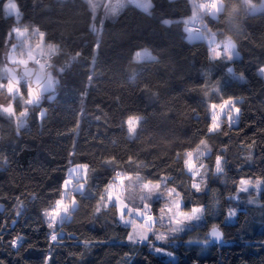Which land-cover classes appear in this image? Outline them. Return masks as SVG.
Here are the masks:
<instances>
[{"label": "trees", "instance_id": "trees-1", "mask_svg": "<svg viewBox=\"0 0 264 264\" xmlns=\"http://www.w3.org/2000/svg\"><path fill=\"white\" fill-rule=\"evenodd\" d=\"M7 1L0 0V82L7 80L5 54L9 40L17 39L9 37L14 28L39 29L45 44L58 50L46 71L55 78V93L27 106L22 127L0 113V264H264V183L254 197L259 206L239 192L241 180L264 181V12L249 14L241 0H223L218 17L203 15L204 30L235 45L238 58L227 61L212 60L205 41L188 40L185 20L201 0H150L148 10L133 1L114 20L102 9L95 16L87 0H15L18 17L6 14ZM142 49L156 59L134 62ZM19 89L27 99L26 88ZM229 98L240 108L231 126L227 109L221 114L219 108ZM209 104L217 105L216 133H208ZM13 106L16 115L25 107L21 99ZM129 117L141 118L133 136ZM202 139L211 152L204 158L207 190L199 192L183 161ZM216 155L225 161L221 174L214 172ZM81 164L89 166L84 194L74 192L76 205L56 227L54 242L43 213L61 199L69 166ZM121 172L153 182L166 177L185 211L203 208L202 224L173 239L179 245L159 246L176 260L128 242L130 228L112 205L95 213ZM229 210L236 213L232 222ZM213 227L222 233L220 243L209 237ZM196 235L211 240L205 251L189 245ZM18 236L23 240L13 248Z\"/></svg>", "mask_w": 264, "mask_h": 264}, {"label": "snow or ice", "instance_id": "snow-or-ice-1", "mask_svg": "<svg viewBox=\"0 0 264 264\" xmlns=\"http://www.w3.org/2000/svg\"><path fill=\"white\" fill-rule=\"evenodd\" d=\"M241 4L245 11L264 12V0H261L259 7H257V5L253 3V0H241ZM148 6L151 7L150 4ZM239 6L240 5H237V7H234L233 12H238ZM91 7L93 10H95L96 5L93 4L91 5ZM117 7H119V5ZM197 7L201 9L210 8L212 10L213 15H215V13L217 12L225 11L223 0H211V3L209 4H201V5H198ZM6 8L8 10V14L15 12L16 15L19 16L17 5L14 2H12V0H9V3L6 5ZM115 10H116L115 8H110V11L115 12ZM196 19H197V16H196V13L194 12L193 16L191 17V20L186 21L185 23L193 22ZM162 23L167 25V24H170L171 21L162 20ZM186 30L189 32L192 31L191 29H186ZM27 31H28L27 28H24L23 32H21V29L18 27L14 28L12 32L9 33V37L12 36V33L23 35V33H26ZM34 34H38L41 41H43L44 35H45L43 32H40L39 29H35ZM207 38L209 39L210 42H213V43L215 42V34L211 33L210 30H209V34ZM37 47H39V45H37ZM98 47L99 45L97 44V48ZM218 47L219 45H216L213 48V51L216 57L220 56V53L216 51V48ZM224 47H225L226 53H229L226 56V58L231 59L232 57H231L230 52L232 49H234L235 45L232 43L230 38L224 42ZM48 49L53 52L58 50L57 47L52 44L48 45ZM14 51H15V46H12V52ZM144 55H150V54L147 53V51L145 50L144 53L137 52L134 58L136 60H140L143 58ZM8 58L14 64L19 63V64L26 65L25 60L17 61L13 55H9ZM28 58L33 59L31 50H29L28 52ZM151 59L155 60L156 57H151ZM35 62L39 64L40 67H39V71L35 75V88L33 87L32 80L28 79L27 99H23V93L20 91L19 87H17L16 85L19 84V79L31 78L33 75L32 71L26 68L23 75L18 79L14 69H9L7 67L3 69V72L7 75V80L6 82H0V89L5 90L7 96L9 97L10 102L7 105H0V113L6 114L10 117H14L16 113L13 108L12 101L16 100L17 98H21L22 103L24 105H37L38 106L39 101H40L41 85L43 84V89H42L43 91H48L52 89L53 80L50 74H47V76L45 75V65L41 64L39 60H36ZM228 71L231 72L232 69L229 68ZM259 71H260V75L264 76V68H261ZM91 79L92 77L89 76V81H91ZM212 108L216 109L217 105L215 104L212 105ZM219 108H220L221 114H225V109H227L226 119H227L229 126H231L233 119H234L232 113H235L238 116L240 112V108L236 106V103L232 98L224 100V102L219 105ZM27 113H28V108L24 107L23 111L20 112V116L25 117ZM45 116H46V112L43 109H41V111L39 112L38 118L42 120ZM140 119H141L140 117H129L127 119L126 124H127V130H128L129 136H133L135 134L136 126L139 124ZM22 126H23V122H20L18 124V128ZM219 128H220V125L217 123V117L214 116L212 123L210 124L208 128V133H216L219 131ZM200 144L203 145L204 148L206 149V152H200V156L206 155L207 153L211 152V149L208 147L206 140L202 139L200 141ZM196 151L197 152L200 151L199 147L196 149ZM186 157L187 158L184 159L183 164H184V167L187 169V171L192 173L193 177L200 175L199 171L195 170V165L193 163V152L188 151L186 153ZM114 161H115V157H113L112 161L110 162H114ZM222 161H223V156L216 155L215 166H214L216 174H221L224 171V168L222 166ZM88 167L89 166L87 164L78 165V169L80 170V172L84 174H86ZM78 169H73L72 172L69 173V177L65 179V181L63 182L62 189H64L65 192L61 193V199L56 200L55 207L51 211L46 210L43 213V215L46 218L48 227L50 229H53V231L50 233V239L52 241H57L58 239V234L55 231V225H56L57 219H61V222H63L61 218V213L63 212L65 216L68 214V207L64 205L63 196L66 194V190L68 189L69 184L72 183L73 173H76ZM116 175L117 177L120 176L119 173H117ZM79 179H83V176H80ZM79 179H78V183L74 191L83 195L85 185L84 183L79 182ZM201 183H203V179L201 180ZM249 183L251 182L246 181V180H241L240 181V184H241L240 191H244V192L248 191L247 187H245L244 185H247ZM260 183H264V181H259V180L256 181L257 185H259ZM161 184H164L165 186L163 192L160 191ZM112 187L113 186L109 184L108 187L105 189V195H101L99 197L100 203H97L95 207V213L99 214V212L101 211V204H103L105 208L108 207L109 204H111L114 208H116L119 213L120 220L126 224H132L133 226L132 232H130L127 237L128 241L132 244L148 243L151 245L152 241L149 239L148 233H152L155 240L167 242L169 240L170 235L174 237L177 233L185 231L186 222L190 223L191 221H199L201 219V215L199 213L202 212V209L194 208L191 210V213L180 211V204L177 202L179 200L180 194L176 192L175 188L167 187L166 177H161L160 180L156 182L154 185H153V181L151 180H149L147 183L141 182L138 188L140 192H143L145 194L140 196V204H136L135 199H132L130 197L131 202H132L131 207L129 206L128 203H125L123 200H121L119 196H115V198L113 197V194L110 191ZM192 187L196 189V191H200V184L193 183ZM173 194H175L176 199L171 200V201H166L165 207L160 209L161 216L159 220L161 221L165 219L164 213L166 210L168 213H171V215L167 216V221H168L167 232L154 231L158 221L151 213V203L150 202L153 198V195H156L159 198V197H165V195L167 197H172ZM71 203L75 207L76 205L75 197L72 198ZM170 204L175 207L176 212H173V207L169 206ZM19 207H22V206L18 205V208ZM177 212L179 213L178 216L176 214ZM234 214H235L234 211L229 210V213H228L229 217L233 216ZM16 215L17 216L20 215L19 210L17 211ZM133 215L141 217L143 219L141 230H138L136 222L134 220L127 219V217H131ZM13 223H15V221H13ZM161 227H164V225H161ZM209 235L215 238L216 240H220L222 238V233L216 227H213ZM22 240H23V237H19V236L16 237L10 242L11 246L13 248H16L18 243L21 242ZM2 241H3V236L0 235V242ZM208 242L209 241L207 239L195 241V243H200L204 245H206ZM188 243L192 244L194 243V241L189 240ZM150 250L156 252L157 254L166 255L174 259L172 252L163 250L159 246L153 245ZM50 258L51 257L49 256L47 259H50Z\"/></svg>", "mask_w": 264, "mask_h": 264}, {"label": "rangeland", "instance_id": "rangeland-1", "mask_svg": "<svg viewBox=\"0 0 264 264\" xmlns=\"http://www.w3.org/2000/svg\"><path fill=\"white\" fill-rule=\"evenodd\" d=\"M87 1L89 2L90 6L93 5V4L96 5L95 10H93L92 7H91V9H92V11H93L95 16L98 14V11L102 9L105 12L104 13L105 19H111V20H114L118 16V14L125 8V6L128 3H130V2L132 3L133 1H135L137 6H139V5L142 6V4H144V2H143L144 0H87ZM148 1H150V0H148ZM12 2H14L17 5L15 0H12ZM8 3H9V0L5 4V12H6V14L9 15V16L11 15V16L18 17L15 12H12L11 14H8V10L6 8V5ZM209 3H211V0H201V1H196L195 2V10H194V12L196 13L197 19L195 21H193V22L186 23L188 29L192 30L188 34V40L190 42L205 41L208 44V46H209V54H210V57H211L212 60H217V59L223 58V59H225L227 61H232L234 59H237L238 58V53H237L235 47L230 52L232 58L231 59H227L226 56L229 53H226V51H225V47H224V42L225 41H223V42L217 41V38H216V35H215V42L214 43L210 42L209 39L207 38L208 34H209L208 30H204V32H202L201 34H197L195 32H199V31L196 28L194 29V27H192L195 22L201 21L203 15L206 12L213 18L218 17V15L221 13V12H217V13H215V15H213L212 14V10L210 8H202L201 9V8L197 7L198 5L209 4ZM254 4H256L257 7H259V5H260V3H254ZM118 5H119V7H117ZM110 8H115L116 9L115 12L110 11ZM17 9H18V6H17ZM248 13L249 14H258V13H262V12H248ZM190 20H191V18L185 20V22L186 21H190ZM20 29H21V32H23V28H20ZM93 29L97 30L96 25H93ZM16 36H17V39L15 41H13L11 39L9 40V44L7 46V50H6V54H5L6 55L5 56V64H6L5 67H7V66H15V65L21 66V67H24V68L25 67H29L32 64L35 65L36 58L39 55L43 54V55H48V56L52 57V55H54V53H56V51H54V52L50 51L48 49V46L45 44L44 39H43V41H41L39 35L38 34H34V31L30 32L29 29H28V31L26 33H23V35L16 34ZM37 45H39V47H37ZM216 45H219V47L216 48V51H218L220 53L219 57H216L215 53L213 51V48ZM12 46H15V51L14 52H12ZM29 50H31V52H32L33 59H29L28 58ZM145 50L150 55H144L143 58L140 59V60H136L134 58L133 59L134 62L140 63V62H143V61H151V60H153V59H151V57H155V56L150 50L142 49V50H139L137 52L144 53ZM137 52H135V54ZM9 55H13L17 61L25 60L26 61V65L25 64H19V63H16V64L12 63L11 60L8 58ZM134 57H135V55H134ZM229 73H231L238 80L244 81V77L242 75L235 74L232 71L229 72ZM3 76H6V74L4 72H3ZM262 77L264 78V76H262ZM17 99H21V98H17ZM14 101H12V104H14ZM9 102H10V100H9V97L6 95L5 90L0 89V105H7ZM24 106L27 107L28 105H24ZM13 108H14V106H13ZM23 109H24V107H23ZM209 109H210V115H211V117L213 119V117L215 116L216 109H213L211 104H209ZM26 116L25 117H21L20 114H19V115H15L14 117H15L16 122L18 124L20 122H23V126H24L25 120H26ZM235 116H237V114H235ZM199 150H200L199 152H197L196 150L193 152V163L195 165V170H198L200 175H197V176H195L193 178L195 180V183L200 184V191L199 192H204V191L207 190V180H208V175H209V168L207 167V163L204 161V158L206 157L207 154L203 155V156H200V152H206V149L204 148L203 145L200 144L199 145ZM222 166H223V168L225 170V161H224V159L222 161ZM73 169H78V165H76V166L70 165L69 166L67 178L69 177V173L72 172ZM214 172H215V170H214ZM190 174L192 175V173H190ZM80 176H83V179H79ZM78 179H79V182L84 183V185L86 187L87 181L89 179V168L87 169L86 174L80 172L79 169L77 170L76 173H73L72 183L69 184L68 189L66 190V194L63 196L64 205L68 207V214L66 216L64 215L63 212L61 213V218H62L63 222L69 220L70 211L74 207L72 205V203H71V200H72V196H73V194L75 192L74 189L77 186ZM202 179H203V183H201ZM141 182L147 183L148 181H146L140 175H128V174H125L124 172H121L120 176L119 177L116 176L114 178V180L110 183L113 186L110 189V191L112 192L114 198H115V196H119L121 198V200H123L125 203H128L129 206L131 207L132 206V202H131L130 197L132 199H135L136 204H140V196L145 194V193L139 191L138 186L140 185ZM155 183L156 182H153V185ZM244 186L247 187L248 191H246V192L240 191V188H241V186H240L239 192L242 193L243 195H249L248 196V198H249L248 202H250L252 205L254 204V205L259 206L260 205L259 202L254 197H256V196L258 197L259 196L260 189H261L262 185L261 184L257 185L256 183L251 182V183H249L247 185H244ZM85 187H84V190H85ZM164 187H165L164 184H161V188H160L161 192L164 191ZM63 192H65L64 189H63ZM104 195H105V193H104ZM175 199H176L175 194H173L172 197H167L165 195V197H159V198L156 195H153V198H152V200L150 202L151 203V213L153 214V216L158 221L154 231L167 232V228H168L167 216L171 215V213H168L167 210H166L165 213H164L165 219L161 221V220H159V218L161 216L160 209L165 207L166 201H171V200H175ZM157 202H162L161 207L156 206ZM177 202L180 204V211L191 213V211H185L183 209V202H182V199H181L180 196H179V200ZM110 206H111V204L108 205V207H110ZM169 206L173 207V212H176V209H175V207L173 205L170 204ZM54 207H55V205H54ZM108 207L105 208L103 206V204H101V210L107 209ZM197 208L198 209H202V212L199 213L201 215V219L199 221H191L190 223L186 222L185 231L177 233L174 237L170 235L169 240L167 242H162V241L155 240V238L152 235V233H148L149 239L152 241V244L150 245L148 243H141L139 245L147 244V245H149L150 249L152 248L153 245H155V246L170 245V244L171 245H175V246L179 245V242L178 241H173V239H178L181 236H184L186 233H188V232L192 231L194 228L200 226L202 224V222H203V208H201V207H197ZM176 214H177V216L179 215L178 212ZM235 216H236V213L233 216H231V217L228 216L229 217V222H232L234 220ZM118 218H119V213H118ZM127 219L134 220L136 222L138 230H141V225L143 223V219L141 217L133 215L131 217H127ZM119 221L123 225L129 227L130 228V232H132V227H133L132 224H126L123 221H121L120 218H119ZM63 222H61V219H57V222H56V225H55V231H56V227L61 225ZM161 225H164V227H161ZM52 231H53V229H52ZM204 239H207L208 241L210 240L208 238V235L205 236V237H200V236L196 235V236H194V237H192L190 239L191 241H194V243L189 244V245H194V246L201 247V249H203V251H205L208 248V246L210 245V242H208L206 245L200 244V243H195V241H200V240H204ZM151 252H153L157 256L165 258L166 260H176V256L174 254H173V256H174V259H173V258H170V257H168L166 255L157 254L154 251H151Z\"/></svg>", "mask_w": 264, "mask_h": 264}, {"label": "water", "instance_id": "water-1", "mask_svg": "<svg viewBox=\"0 0 264 264\" xmlns=\"http://www.w3.org/2000/svg\"><path fill=\"white\" fill-rule=\"evenodd\" d=\"M7 68H9V69H14L15 70V72H16V75H17V78L19 79L22 75H23V73H24V71H25V69L27 68L28 70H31L32 71V73H33V75H32V77L31 78H26V79H19V84L18 85H16L17 87H25L26 88V91H27V86H28V79H31L32 80V84H33V87L35 88V75H36V73L39 71V69L37 68V67H33V66H29V67H21V66H17V65H15V66H7ZM47 74H50L51 75V77H52V80H53V87H52V89L51 90H48V91H43L42 89H43V84L41 85V90H40V101L39 102H41L43 99H45V98H47V97H49V96H51V95H53L54 93H55V78H54V76H53V74L51 73V72H45V75L47 76ZM212 231V230H211ZM211 231L209 232V234L211 233ZM220 231V230H219ZM221 232V231H220ZM209 237H210V239L213 241V242H217V243H220L221 241H222V238L220 239V240H216L215 238H213V237H211L210 235H209Z\"/></svg>", "mask_w": 264, "mask_h": 264}, {"label": "built area", "instance_id": "built-area-1", "mask_svg": "<svg viewBox=\"0 0 264 264\" xmlns=\"http://www.w3.org/2000/svg\"><path fill=\"white\" fill-rule=\"evenodd\" d=\"M194 29L196 28L199 32H195L197 34H201L202 32H204V27L201 21L195 22L193 24ZM51 59L52 57L48 56V55H39L36 60H39L41 64L45 65V72L48 71L51 68ZM35 67H37L39 69L40 65L35 63Z\"/></svg>", "mask_w": 264, "mask_h": 264}, {"label": "crops", "instance_id": "crops-1", "mask_svg": "<svg viewBox=\"0 0 264 264\" xmlns=\"http://www.w3.org/2000/svg\"><path fill=\"white\" fill-rule=\"evenodd\" d=\"M143 2H144V4H142V6L139 5L138 7H139L140 9H142V10H148V9L150 8L148 5H149V4L151 5L150 1H148V0H144Z\"/></svg>", "mask_w": 264, "mask_h": 264}, {"label": "clouds", "instance_id": "clouds-1", "mask_svg": "<svg viewBox=\"0 0 264 264\" xmlns=\"http://www.w3.org/2000/svg\"><path fill=\"white\" fill-rule=\"evenodd\" d=\"M35 67V66H34Z\"/></svg>", "mask_w": 264, "mask_h": 264}]
</instances>
